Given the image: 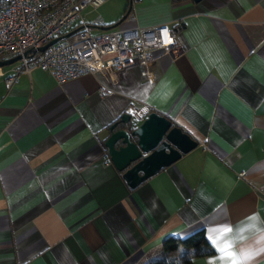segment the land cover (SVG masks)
<instances>
[{
	"label": "crops",
	"instance_id": "0c3cea01",
	"mask_svg": "<svg viewBox=\"0 0 264 264\" xmlns=\"http://www.w3.org/2000/svg\"><path fill=\"white\" fill-rule=\"evenodd\" d=\"M127 2L80 23L103 31ZM118 25L181 43L155 52L154 84L138 65L105 97L101 73L0 78V264H141L199 229L214 253L190 264H264V0H131ZM144 105L197 147L130 189L103 142Z\"/></svg>",
	"mask_w": 264,
	"mask_h": 264
},
{
	"label": "built area",
	"instance_id": "2783aa9c",
	"mask_svg": "<svg viewBox=\"0 0 264 264\" xmlns=\"http://www.w3.org/2000/svg\"><path fill=\"white\" fill-rule=\"evenodd\" d=\"M105 1L0 0V61L19 56L12 74L6 75L0 67V78L6 86L13 84L18 74L35 68L51 74L58 83L83 74L101 73L107 84H100L97 93L105 97L115 92L114 85L121 81L124 70L137 65L147 83L154 84L153 69L160 58L155 52L173 57L182 48L166 26L109 28L95 35L83 26V30H73L39 51L41 46L81 24L82 11L95 10ZM150 111L146 105L126 109L135 123ZM238 176L243 177V173Z\"/></svg>",
	"mask_w": 264,
	"mask_h": 264
},
{
	"label": "water",
	"instance_id": "95a60500",
	"mask_svg": "<svg viewBox=\"0 0 264 264\" xmlns=\"http://www.w3.org/2000/svg\"><path fill=\"white\" fill-rule=\"evenodd\" d=\"M73 32L54 38L39 51ZM18 59L19 56L1 60L0 67L13 64ZM103 146L113 166L122 172L128 188L133 189L161 168L173 164L182 154L195 149L197 142L179 127L171 126L168 118L152 110L139 123H135L129 114H122L118 122L108 126Z\"/></svg>",
	"mask_w": 264,
	"mask_h": 264
},
{
	"label": "trees",
	"instance_id": "16d2710c",
	"mask_svg": "<svg viewBox=\"0 0 264 264\" xmlns=\"http://www.w3.org/2000/svg\"><path fill=\"white\" fill-rule=\"evenodd\" d=\"M131 0H128L120 17L113 23L98 25L99 28L113 27L126 19L130 14ZM93 25H88L91 27ZM73 30H83L82 24L72 27L61 37ZM121 126V125H120ZM171 126H175L171 123ZM214 253V249L205 237L204 230L199 229L190 235L180 238L167 236L162 243V253L148 258L141 264H190L193 258L204 257Z\"/></svg>",
	"mask_w": 264,
	"mask_h": 264
},
{
	"label": "rangeland",
	"instance_id": "374dc122",
	"mask_svg": "<svg viewBox=\"0 0 264 264\" xmlns=\"http://www.w3.org/2000/svg\"><path fill=\"white\" fill-rule=\"evenodd\" d=\"M125 1V0H124ZM122 0H107L105 1L99 8L93 10V9H85L84 11H82L81 14V18H80V22L81 23H92L94 20H96L97 18H99L100 16V12H108L113 6L114 8L116 7V3H121ZM108 23V22H106ZM113 29H120V26H116ZM90 35H95L99 33V30L96 28H90L88 30Z\"/></svg>",
	"mask_w": 264,
	"mask_h": 264
},
{
	"label": "snow or ice",
	"instance_id": "6c2138e0",
	"mask_svg": "<svg viewBox=\"0 0 264 264\" xmlns=\"http://www.w3.org/2000/svg\"><path fill=\"white\" fill-rule=\"evenodd\" d=\"M230 229H225L224 231H229ZM232 255H235V253H232ZM251 258V253H247V254H244V259L247 260ZM233 264H243L242 261L240 262H237V261H233Z\"/></svg>",
	"mask_w": 264,
	"mask_h": 264
}]
</instances>
